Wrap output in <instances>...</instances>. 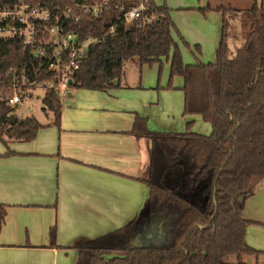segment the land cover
Segmentation results:
<instances>
[{
    "label": "trees",
    "instance_id": "obj_1",
    "mask_svg": "<svg viewBox=\"0 0 264 264\" xmlns=\"http://www.w3.org/2000/svg\"><path fill=\"white\" fill-rule=\"evenodd\" d=\"M58 10L70 0H30ZM114 1V0H113ZM135 6L138 0H115ZM146 12L133 25L118 23L117 33L94 45L73 76V89L107 91L124 76L126 60L144 64L170 62L168 89L173 79L184 80V114H198L212 126L210 135L150 130L136 116L132 133L152 141L150 177L144 180L149 197L142 211L124 228L78 249L77 264H259L264 251L246 243L245 201L264 179V4L253 0L245 9L212 6L201 11L222 14V36L215 61L185 64L173 38L174 22L166 6L144 0ZM73 25L84 33L102 34L116 12ZM146 20V21H145ZM240 20L243 42L232 52L231 21ZM237 40V37L233 38ZM25 65L17 43H0V83L8 70ZM3 94L7 88H1ZM44 115L52 113L60 126L62 102L53 90L42 100ZM15 108L0 100V142H31L47 127L35 116L18 118ZM7 214L0 205V225ZM143 230L136 247L133 240ZM52 244L56 230L50 231Z\"/></svg>",
    "mask_w": 264,
    "mask_h": 264
},
{
    "label": "crops",
    "instance_id": "obj_2",
    "mask_svg": "<svg viewBox=\"0 0 264 264\" xmlns=\"http://www.w3.org/2000/svg\"><path fill=\"white\" fill-rule=\"evenodd\" d=\"M205 12L220 15V43L222 14ZM158 68L159 63L131 68L107 91L73 89L61 101L59 127L49 113L41 122L48 126L33 141L10 143L14 154L6 155L0 142V205L7 208L0 264H77L80 247L124 228L142 211L152 141L132 133L137 115L153 131L212 133L200 115L184 114V80L175 77L168 89L170 62H162L160 76ZM243 217L250 222L246 243L264 251V179L246 199Z\"/></svg>",
    "mask_w": 264,
    "mask_h": 264
},
{
    "label": "built area",
    "instance_id": "obj_3",
    "mask_svg": "<svg viewBox=\"0 0 264 264\" xmlns=\"http://www.w3.org/2000/svg\"><path fill=\"white\" fill-rule=\"evenodd\" d=\"M113 0H70L58 10L30 0H0V43H17L25 65L9 68V78L0 83V100L15 108L32 97L43 100L53 90L63 101L72 94L73 76L88 57L91 48L117 33L119 22L130 26L144 21L146 6ZM116 12L102 34L84 33L73 28ZM146 21V20H145ZM72 80V84L69 83Z\"/></svg>",
    "mask_w": 264,
    "mask_h": 264
},
{
    "label": "rangeland",
    "instance_id": "obj_4",
    "mask_svg": "<svg viewBox=\"0 0 264 264\" xmlns=\"http://www.w3.org/2000/svg\"><path fill=\"white\" fill-rule=\"evenodd\" d=\"M157 6H166L170 10V16L174 22L173 38L177 48L182 56L185 64H196L198 62L208 64L215 61L217 49L219 46L220 35V15H213L208 17L206 12L199 9V5L204 6L205 0H154ZM253 0H209L212 6H229L233 8L245 9L252 4ZM259 3L264 4V0H258ZM181 3H193L194 7L184 8ZM204 3V4H203ZM216 16V17H215ZM243 27L240 20L231 21L229 40L230 48L232 52L243 42ZM237 37V40L233 38ZM195 39L199 40L195 42ZM167 62L164 59L162 62ZM138 64L135 59H129L125 61L124 70L129 72L131 68L137 67ZM150 68V67H148ZM152 68V67H151ZM160 72V64L158 68V75ZM42 100L37 97H32L19 103L16 106L15 114L19 118H25L30 115H34L40 122H46L47 116L42 112ZM152 234L143 230L133 240L136 245H141L144 240L142 236L150 237ZM260 259H264L263 256ZM255 258H246L244 262L247 264H255ZM233 264H237L234 258L230 260Z\"/></svg>",
    "mask_w": 264,
    "mask_h": 264
},
{
    "label": "water",
    "instance_id": "obj_5",
    "mask_svg": "<svg viewBox=\"0 0 264 264\" xmlns=\"http://www.w3.org/2000/svg\"><path fill=\"white\" fill-rule=\"evenodd\" d=\"M69 83L72 84V80H69ZM133 244H134V246H136V247L140 246V245H136L135 243H133Z\"/></svg>",
    "mask_w": 264,
    "mask_h": 264
}]
</instances>
